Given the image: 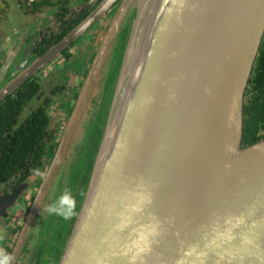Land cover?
<instances>
[{"label":"water","instance_id":"95a60500","mask_svg":"<svg viewBox=\"0 0 264 264\" xmlns=\"http://www.w3.org/2000/svg\"><path fill=\"white\" fill-rule=\"evenodd\" d=\"M116 1L105 0L30 65L33 47L23 53L22 61L15 55L20 50L8 56L0 78L14 61L20 73L0 90V101ZM130 13L131 30L105 131L59 264H130L133 253L125 255L124 249L134 229L153 217L160 220L161 231L143 264H177L183 249L193 245L207 253L206 264H264V139L243 147L245 97L264 40V0L122 1L11 253V264L18 262L47 199L55 201L65 190ZM139 41L144 51L131 79ZM141 183L153 200L142 212L131 214L127 228L118 230L121 213L128 212L131 193ZM22 190L0 197V206H12ZM241 213L247 223L237 229V238L212 244L213 226L222 225L226 215ZM242 236L251 237L252 243H242ZM193 262L199 264L195 254L185 258V264Z\"/></svg>","mask_w":264,"mask_h":264},{"label":"flooded vegetation","instance_id":"af4514ba","mask_svg":"<svg viewBox=\"0 0 264 264\" xmlns=\"http://www.w3.org/2000/svg\"><path fill=\"white\" fill-rule=\"evenodd\" d=\"M64 1L65 3L63 6H56L53 4L51 5L53 8L50 9V13H53L54 17H56L53 28H51L49 25H46L47 28L45 32L42 30L43 28L37 31L38 26L35 28L34 31H37L38 35H36L33 44H27V46H29L28 48H33L26 65H30L35 59L41 57L54 45L59 43L72 30L80 25L83 20L89 17L90 14L99 9L105 0H79L81 2L80 8L73 9L70 12L69 8L67 7L70 0ZM122 1L123 0L116 1L81 36L73 41L68 47L63 49L38 73L33 75L18 88H22L29 81L38 83L40 86L39 92L35 95L34 100L29 101L27 105H23L22 111H16L12 127L6 129L5 132L3 128L0 130V156L4 155V149L8 147L13 148L16 145L18 139V129L25 121L30 119L32 123H35V121L38 120L40 122L38 126H41L42 120L40 116L44 114L46 116V124H43L44 134L42 136V140L40 141L43 150L39 160L32 159L22 168L16 169L11 179L3 182L0 185V197L8 194L16 188H23L18 199L12 206H0V229H2L5 224L7 225V223L11 221L13 218L12 214L15 213V210L20 211V216L16 224L14 223L15 225L8 228V230L4 232L3 237L0 238L2 250L6 251L10 256L19 240L28 218L31 215V210L37 197L39 188L49 171L58 146L60 145L61 139L67 129V122L70 120L73 114L81 94L82 85L85 83V80L87 79L97 57L100 46V44L98 45V43H100L98 40V27L104 25L107 29V26H109L110 22L114 21ZM39 10L35 12H39ZM132 15L133 13H131L129 16V24ZM107 18H110V20L113 18V20H108L105 22ZM44 23L45 19L42 18L40 20V24L44 25ZM68 26L71 27L70 30L64 33ZM34 31L32 33H34ZM62 34L63 36L58 38ZM45 38L58 39L54 43L48 42L49 47L47 50L44 53L37 55L36 51L39 49V46L45 40ZM18 44L22 45V49H20L21 52H26L28 48L24 49L25 45L23 46L22 41H20ZM262 44H264V40ZM43 46L46 47V44H43ZM81 47H83L82 50H80ZM118 47L116 51L117 54ZM12 54L14 53H9L6 56L3 54L0 55V69L3 63L7 60L8 56ZM117 54L112 60V66H110V75L107 86L105 81L102 96L96 99L94 106L90 110L91 115L89 121V131L91 129V133L89 137H87V142H85L82 147L77 148L76 162H79L78 164L74 162V165L70 169L67 176L65 191L70 190L77 200L76 214L70 220H64L60 216L49 214L47 212V208L52 204L53 201L51 198H48L43 208H41L39 211L32 229L28 233L23 250L16 264H59L63 256L67 242L82 206V204H80V200L83 196L82 190L84 189L86 179L84 161L88 159L92 153V150L98 144L101 138L102 129L105 125V117L114 79L113 74L116 69L115 66L118 62ZM59 58H63L64 63L55 64ZM23 59L24 57L21 59V61ZM15 62L16 61H14V63ZM14 63L8 67L4 76L0 78V81H2L0 90L14 78L13 75H18L20 73L16 72ZM51 65H54L55 70H53V72L48 76L43 77L41 74H43L44 69L50 67ZM7 74L9 76L7 79H5ZM71 74H73V79L71 78ZM18 89H16V91ZM16 91L0 101V104L4 102L9 96L15 94ZM61 112H63V116L61 115ZM36 114H39V117ZM101 114H103V121L99 122ZM31 126L35 127L33 124H31ZM2 141L3 143H1ZM30 164L38 165L37 167H31Z\"/></svg>","mask_w":264,"mask_h":264},{"label":"trees","instance_id":"16d2710c","mask_svg":"<svg viewBox=\"0 0 264 264\" xmlns=\"http://www.w3.org/2000/svg\"><path fill=\"white\" fill-rule=\"evenodd\" d=\"M46 3L47 2L45 1H41V2L33 1V10L38 11L40 7L45 6ZM129 18L130 17H128L127 22L122 27L117 43H116V46L114 48L112 60L113 58H115V55L117 54L116 51H117L118 44L120 42L119 47H118V54H117L118 62H117V65L115 66L116 69L113 74L114 79L112 83L111 96H110V100H109L108 108L106 112L105 125L101 132V138L98 144L96 145V147L92 150L91 155L88 157L86 161H84L86 179H85L84 189L82 190L83 196L80 200V204H83L85 194L88 189L90 178L93 172L97 153L99 151V147H100L103 134L105 131L109 109H110V105H111L114 90H115L116 80H117V77L121 69L123 55L126 49V44L128 41L130 30H131V22L133 19V15L131 17L130 24L128 23ZM70 28L71 27L68 26L64 33L70 30ZM63 34L58 38H61ZM57 39L45 38V40L39 46V49L36 51L37 55H40L47 50V48L49 47L48 42L54 43ZM43 44H46V47L43 46ZM262 45L263 46H262V49L260 50L258 59L256 61L254 71L250 79V83L247 88L246 97H245V107H244L245 126H244V136H243V147L250 146L264 139V134H263V130H264V44ZM111 63L113 62L111 61ZM110 66H112V64ZM109 73H110V67H109L108 75H107L108 78L106 77V86H107L109 75H110ZM39 89H40V86L38 85V83L29 81L22 88L18 89L15 92V94L9 96L4 102L0 104V130H2L3 128L5 132L6 129H9L12 127L13 121L15 119L14 116H15L16 111L17 110L22 111L23 105H27L29 101L34 100V97L39 92ZM36 115H38L39 117V114H36ZM40 118L42 120V123H41L42 128L41 126H38L40 124L38 120H36L35 123H32L30 119L25 121L23 125L18 129V133H17L18 139H17L16 145L13 148L8 147L3 150L4 155L0 156V185L3 182L10 180L11 177L14 175V172L16 169L22 168L32 159L39 160L42 150H43V148L41 147L40 141L42 140V136L44 134L43 124L45 123L46 116L42 114ZM102 121H103V114H101L99 122H102ZM31 124L35 125V127H32ZM86 128L87 130H86L85 138L83 139V142L80 145H78V147H82L85 144V142H87V139H88L87 137H89L91 133V129L89 131V124ZM1 143H3V141ZM54 152H55V149H54ZM76 159H77V151H76L75 158H74V161L70 169L73 167L74 162H76ZM78 162L76 163L78 164ZM37 165L38 164H30L31 167H37Z\"/></svg>","mask_w":264,"mask_h":264},{"label":"clouds","instance_id":"9594fccd","mask_svg":"<svg viewBox=\"0 0 264 264\" xmlns=\"http://www.w3.org/2000/svg\"><path fill=\"white\" fill-rule=\"evenodd\" d=\"M230 150V149H229ZM39 174V173H38ZM153 195L151 192L145 190L144 185L138 184L137 190L131 193V202L126 206L128 212L121 213L120 222L116 225L118 230H123L131 224L132 213L142 212L145 206L151 204ZM77 209V200L72 192L65 191L52 202L47 208L49 214L62 217L64 220H70L75 214ZM249 215L252 210H249ZM247 223V215L241 213L239 215L230 214L226 215L223 219V224L213 226V239L212 244L220 246L222 244L230 243L237 238V229ZM161 222L159 219L153 217L149 222L142 224L138 229H134L136 233L134 238L131 239L125 249L124 254L133 253L129 257L130 264H143L144 257L152 251L154 242L160 235ZM242 243H252L251 237L242 236ZM196 255L199 258V264H206L203 259L207 255L206 252L198 251L197 246L193 245L187 249H183V255L177 260V264H185V258ZM12 257L4 250H0V264H11ZM195 264V262H193Z\"/></svg>","mask_w":264,"mask_h":264},{"label":"rangeland","instance_id":"374dc122","mask_svg":"<svg viewBox=\"0 0 264 264\" xmlns=\"http://www.w3.org/2000/svg\"><path fill=\"white\" fill-rule=\"evenodd\" d=\"M33 1H45L47 2L45 6L40 7L39 12H35L33 10ZM65 3L64 0H0V55L6 56L9 53H16L18 50L22 49V45L18 44L20 41H22L23 46L25 45L24 49L28 48L27 44H33L34 39L36 38V35H38L37 31L44 30L46 31L47 26H51V28L54 27L55 24V18L53 13H50V9L53 8V5H61L63 6ZM81 2L79 0H70L68 3L69 12L73 9L80 8ZM55 7V6H54ZM131 15V13H130ZM44 18L45 23L44 25L40 24V20ZM110 18H107L105 20L108 21ZM113 18L110 20L112 21ZM112 22H110L109 26L101 25L98 27V40L100 43H98L99 49L98 52L105 41L109 30L112 26ZM40 24V25H39ZM38 26V27H37ZM37 27V31H34ZM34 31V33H32ZM31 39V40H29ZM27 42V43H26ZM19 45V46H18ZM18 46V47H17ZM17 47V49H16ZM83 47L80 48L82 50ZM23 52V51H22ZM20 52L16 53V60H20L22 58L23 53ZM64 63L63 58H59L55 64ZM55 70L54 65H51L48 68H45L43 71V74H41L43 77L48 76L50 73ZM8 74L5 76L7 79ZM41 77V78H43ZM71 78L73 79V74H71ZM77 79L76 77H74ZM78 81V80H77ZM86 83V82H85ZM2 84V81H0V85ZM84 87V84L82 85L81 91ZM61 115L63 116V112H61ZM70 123V120L67 122V127ZM66 127V128H67ZM264 134V130H263ZM65 192V190L63 191ZM55 195V193H54ZM15 213L12 214V219L10 222L5 224L2 229H0V238L3 237L4 232L8 230V228L12 227L16 224L18 218H19V210H15ZM15 223V224H14ZM0 250H2V245L0 244Z\"/></svg>","mask_w":264,"mask_h":264},{"label":"bare ground","instance_id":"6f19581e","mask_svg":"<svg viewBox=\"0 0 264 264\" xmlns=\"http://www.w3.org/2000/svg\"><path fill=\"white\" fill-rule=\"evenodd\" d=\"M143 51H144V42L139 41L138 45L136 46L135 53L133 54V58H132L131 79L134 77V75L138 71V66L142 59ZM129 77H130V74H129Z\"/></svg>","mask_w":264,"mask_h":264}]
</instances>
